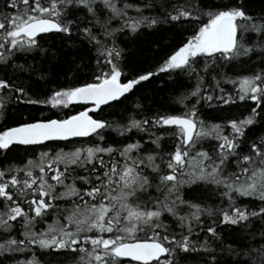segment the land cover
<instances>
[{"label":"snow or ice","instance_id":"snow-or-ice-1","mask_svg":"<svg viewBox=\"0 0 264 264\" xmlns=\"http://www.w3.org/2000/svg\"><path fill=\"white\" fill-rule=\"evenodd\" d=\"M0 264H264V0H0Z\"/></svg>","mask_w":264,"mask_h":264},{"label":"trees","instance_id":"trees-1","mask_svg":"<svg viewBox=\"0 0 264 264\" xmlns=\"http://www.w3.org/2000/svg\"><path fill=\"white\" fill-rule=\"evenodd\" d=\"M255 3H256V0H253V4L254 5H255ZM164 79H166V77H164ZM149 94H151L150 90H149ZM166 95H167L166 92L161 93L158 96V99H160L161 97H163L166 100ZM161 102H163V100ZM83 109H84V107H82L80 105H74L70 109H64L62 112L60 110H51L50 111L48 108H43L40 111L33 110L29 115L31 117L41 118V115L43 113L44 116L52 115L53 117H55L57 115L62 116L64 113H67L69 115L70 114H75V113H77L79 111H82ZM236 114L239 115V112H237ZM13 120H14V117L11 114H9L8 122L11 123Z\"/></svg>","mask_w":264,"mask_h":264},{"label":"water","instance_id":"water-1","mask_svg":"<svg viewBox=\"0 0 264 264\" xmlns=\"http://www.w3.org/2000/svg\"><path fill=\"white\" fill-rule=\"evenodd\" d=\"M80 106L85 107V106H83V105H80Z\"/></svg>","mask_w":264,"mask_h":264}]
</instances>
